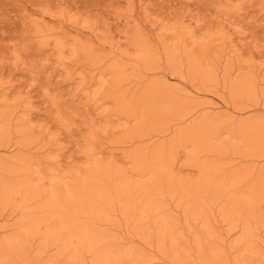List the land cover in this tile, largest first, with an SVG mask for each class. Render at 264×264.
Wrapping results in <instances>:
<instances>
[{"label": "bare ground", "instance_id": "6f19581e", "mask_svg": "<svg viewBox=\"0 0 264 264\" xmlns=\"http://www.w3.org/2000/svg\"><path fill=\"white\" fill-rule=\"evenodd\" d=\"M131 21L137 27L140 24L133 18ZM141 42L136 43L135 58L142 61L150 51L155 58L156 49L148 51L151 44ZM164 56L172 66L180 65L177 51L165 48ZM188 59L189 75L199 83L227 89L240 101L257 96L261 80L254 70L240 81L230 82L226 80L228 67L224 68L221 84L210 75L213 65ZM122 62H112L107 68L111 75L107 86V75L94 65L84 69L87 73L66 70L63 81L73 86L68 96L80 101L82 108L91 107L87 109L97 119L105 117L96 98L100 90L113 100L115 114L134 121L119 142L134 145L131 152L122 155L130 161L129 169L112 160L93 159V166L74 174L64 170L59 161L55 168L51 153L41 159L30 153L40 137L33 136L29 123L25 125L18 117L13 132L11 110L0 106V152L16 150L0 156V220H12L3 226L9 233H0V264H157L155 260L170 264H264V120H241L233 113H215L209 108L197 113L201 106L197 99L184 101L160 84L144 86L139 94L134 92L136 86L128 92L131 79L142 76L138 69L137 76H131L135 67L128 69L126 64L125 68ZM86 79L95 84V90L83 87ZM8 94L1 89V101H6ZM165 137L167 140L155 145L149 143ZM180 153L186 155L183 166L196 170V176H183L174 170ZM216 222L230 238L227 243L216 232ZM122 224L129 226L126 234L138 240L139 246L127 244L119 236ZM224 242L227 248L223 249ZM229 252L234 254L229 255L232 259Z\"/></svg>", "mask_w": 264, "mask_h": 264}, {"label": "rangeland", "instance_id": "374dc122", "mask_svg": "<svg viewBox=\"0 0 264 264\" xmlns=\"http://www.w3.org/2000/svg\"><path fill=\"white\" fill-rule=\"evenodd\" d=\"M132 18L141 27H137ZM124 20L131 23L126 24ZM141 39L151 44H146L148 51L156 49V52L153 50L156 59L151 51L142 61L135 58ZM114 44L118 48L111 47ZM165 48L179 53L180 65L174 67L166 61ZM189 57L201 65H213L215 70L214 73L209 70L210 75L215 76L221 84L225 76L224 68L228 67L226 80L230 82L240 81L254 70L261 80L257 86V96L250 101H240L232 98L227 89H217L211 83H199L186 68ZM121 61L125 68L126 64L128 69L135 67V71H129L131 76L136 69L142 76L131 79L130 83H134L133 86L127 84L130 87L128 92L136 86L138 88L134 92L138 91L136 94H139L144 86L160 84L184 101L197 99L196 102L201 105L197 113L209 108L210 111L216 110L215 113H233L241 120H264V0H0V90L9 92L8 101L0 99V106L6 105L11 110L13 120L10 121V128H13V132L19 117L25 121V125L26 121L29 123L27 128L32 129L33 136L40 137V142L30 150L35 158H44L51 153L50 157H54H51L53 167L60 164L72 174L87 169L92 165V159L112 160L123 169L130 168V161H126L122 155L131 152L134 145L119 142L134 121L115 114L113 100L104 97L100 90L96 98L100 100L99 111L105 117L97 119L92 115V110L87 109L91 107L82 108L80 101L68 96L69 92H73V86L63 81L66 70L87 73L84 69L93 68L89 66L94 65L100 68L98 72L107 75L105 86L110 85L111 75L107 68L112 62L121 65ZM100 78L102 80L104 76ZM95 81L98 83L99 78ZM127 85L122 87L126 89ZM83 87L88 91L96 88L87 79ZM91 121H94L93 124ZM182 123V126L179 124L180 128L184 126ZM16 136L14 134L13 137ZM167 138L151 139L149 143L155 145ZM14 152L16 150L10 148L2 151V154L0 152V156ZM184 155L179 154L174 170L183 176H196V170L183 166ZM176 211L173 210L178 215ZM0 221L3 229L0 230L1 235L8 234L9 230L3 226L10 225L12 220L4 218ZM216 223V232L219 231L227 243L230 238L224 234V227ZM125 226L122 224L123 230L118 233L119 236L127 244L139 246L138 240L126 234L130 228L126 226L128 228L125 229ZM111 231L116 233L113 229ZM225 244H222L223 249L227 248ZM155 262L168 263L167 260Z\"/></svg>", "mask_w": 264, "mask_h": 264}]
</instances>
